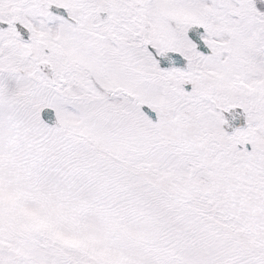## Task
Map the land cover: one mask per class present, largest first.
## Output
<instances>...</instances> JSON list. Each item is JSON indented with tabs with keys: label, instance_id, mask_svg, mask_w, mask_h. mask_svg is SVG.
Returning <instances> with one entry per match:
<instances>
[{
	"label": "snow or ice",
	"instance_id": "1",
	"mask_svg": "<svg viewBox=\"0 0 264 264\" xmlns=\"http://www.w3.org/2000/svg\"><path fill=\"white\" fill-rule=\"evenodd\" d=\"M0 264H264V0H0Z\"/></svg>",
	"mask_w": 264,
	"mask_h": 264
}]
</instances>
